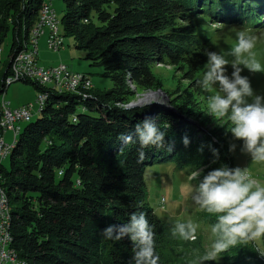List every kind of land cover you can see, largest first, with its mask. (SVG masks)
I'll list each match as a JSON object with an SVG mask.
<instances>
[{"label":"trees","instance_id":"trees-1","mask_svg":"<svg viewBox=\"0 0 264 264\" xmlns=\"http://www.w3.org/2000/svg\"><path fill=\"white\" fill-rule=\"evenodd\" d=\"M62 1L63 35L86 52L92 66L102 68L100 75L111 79L113 86L101 91L87 83L88 89L78 95L21 79L45 92L48 100L38 117L16 134L9 165L3 164L4 159L0 162L16 253L23 264H131L130 240H106L101 233L108 225L125 223L131 213L142 211L154 226L158 264H192L201 248L199 241L174 237L175 222L158 217L147 203L144 167L167 160L189 175L196 169L207 173L220 163L234 166L231 147L222 133L206 128V120L198 119L185 103L173 106L198 126L157 106L121 103L132 97L131 86L153 87L151 68L156 62L179 67L190 87L198 91L197 72L207 63L206 51L214 48L196 33L195 18L203 15L213 23L264 28V0ZM44 2L0 0V52L11 32L0 96L12 83L6 81L12 58L25 49ZM145 119L170 127L164 129V148L145 149L141 159L138 141L125 144L119 137L123 133L136 140L135 125ZM185 136L190 141L187 146ZM169 146L172 151L166 150ZM196 207L203 222H215L214 216ZM260 254L264 252L252 240L220 256L226 264H264Z\"/></svg>","mask_w":264,"mask_h":264},{"label":"clouds","instance_id":"clouds-1","mask_svg":"<svg viewBox=\"0 0 264 264\" xmlns=\"http://www.w3.org/2000/svg\"><path fill=\"white\" fill-rule=\"evenodd\" d=\"M212 27L223 28L225 25L214 22ZM257 41L258 37L251 29L242 28L237 33L236 46L228 53L233 57L232 61L220 52L206 51L207 71L197 83L206 91L218 89L208 97L210 114L220 119L227 117L231 124L228 133L234 140L242 142L243 151L251 159L264 162V95L256 93L249 78L241 74L245 68L260 72L262 66L255 58L245 59L243 67L240 63V57L252 54ZM229 65L231 76L227 74ZM168 127L170 125L162 128L155 119H145L135 125L136 140L123 133L119 139L125 144L138 141L140 147L137 151L142 159L145 149L164 148V129ZM183 143L185 146L190 143L187 136ZM234 149L235 144L230 151ZM166 150L172 151L173 148L169 146ZM214 155L218 153L214 151ZM188 181L192 202L215 217L211 224L214 237L211 249L199 256L194 264H205L240 243L264 237V184L253 180L246 168L223 165L207 173L196 169L190 173ZM171 231L174 237L184 241L197 239V225L192 221H177ZM101 235L112 241L129 239L133 246L131 264H158L154 226L144 212L131 213L125 223L108 225Z\"/></svg>","mask_w":264,"mask_h":264},{"label":"rangeland","instance_id":"rangeland-1","mask_svg":"<svg viewBox=\"0 0 264 264\" xmlns=\"http://www.w3.org/2000/svg\"><path fill=\"white\" fill-rule=\"evenodd\" d=\"M50 1L59 22L60 34L64 37V47L58 52H52L47 48L41 37V40H38V61L44 62L46 59H55L56 56L60 55L62 57L61 60H63V62L67 65H71L75 69L80 67L79 70L87 72L86 74L80 71L72 70L76 73L85 74L89 79L91 78L92 84L90 88L94 86V88L101 91L110 89L113 86V82L111 79L100 75L102 68L100 66H92L89 60L86 59V52L75 48L73 45V39L63 35L61 19L65 9L64 2L62 0ZM262 14L264 17V11ZM263 17L261 18L262 21H264ZM195 21L198 23L196 33L208 39L209 43L213 46L214 51L224 54L229 61L233 60V57L228 55V53L236 46L238 31L242 28L251 29L252 34L258 37V41L256 47L252 50L251 55L246 54L245 56L240 57L241 67L244 66L243 61L245 59L251 60L252 58H255L261 64L262 71L250 72L245 68L241 74L249 78L252 88L256 93L264 95V28L253 29L244 26L239 27L234 24H224L225 27L223 28H213V22L203 15L196 17ZM10 42L11 32L7 34L1 45L0 74L4 69L5 63L9 59L8 55ZM60 61L58 60V62ZM151 69L155 76V84L153 87L149 89L141 86H131V90L133 91L132 97L122 102L121 105L125 107V105L128 106L131 103H137V105H142L139 107L157 106L164 110L159 105L160 102L162 104H167L166 106L170 105L173 108H175L173 106L175 104L185 103L186 105L184 107H186L187 110L191 109L195 112L198 119L206 120L204 124L206 125V128L214 129L217 130V132L222 133L230 147L235 144L234 151H231L235 160L233 167L246 168L253 180L264 184V162L251 159V157L243 151L242 142L234 140L230 133H228L231 128V124L227 117L223 119L215 118L208 110V97L215 94L218 89L212 88L206 91L203 88H199L197 91L191 88L190 85L192 83L190 84L189 81L184 78V75L180 71L179 67L172 64L156 62L152 65ZM206 71L207 64H204L197 72L198 81L202 79V76ZM231 72L232 68L229 65L227 68V74L231 76ZM37 92L38 91L32 84L18 80L13 81L7 86L5 92L0 96V99L3 98L6 102H10V106L12 107L14 105L21 106L26 103H34ZM152 92L156 93V95H151ZM145 95L148 96L145 98ZM141 97L145 98V100ZM142 100L143 102H141ZM156 102H159V104ZM137 105L134 107H137ZM181 114L182 113H180V116L176 117L173 113V116L175 115L174 117L177 119L183 118L184 116ZM37 117L38 110L35 104L32 120H35ZM184 118L187 119L186 121L198 126L197 121H193L188 117ZM24 125V122L20 123L21 128H23ZM7 131L4 138L6 142L10 143L9 145H12V142L15 139L14 135H11L12 132L10 130ZM12 138L14 139L12 140ZM3 164L5 166L9 165V155L4 158ZM223 165L225 164L220 163L216 168ZM188 176L189 174L187 170L176 169L173 161H156L152 164H147L144 167V180L147 193L146 200L153 208L157 216L165 221H192L197 225V239L194 242L199 241L201 248L194 254L195 257H193V261L191 262L194 264V261H196L199 256H202L211 249L214 237L211 233V225L200 219L198 215V208L189 196L191 189ZM193 183H195V181H193ZM254 241L261 249V252H264V237L257 238ZM260 255L264 258L263 254ZM205 264H226V262H224L221 259V256L218 255L214 260L207 261Z\"/></svg>","mask_w":264,"mask_h":264},{"label":"built area","instance_id":"built-area-1","mask_svg":"<svg viewBox=\"0 0 264 264\" xmlns=\"http://www.w3.org/2000/svg\"><path fill=\"white\" fill-rule=\"evenodd\" d=\"M46 34V46L52 52H58L62 49L59 43H56V31L54 28V14L52 12V4L41 3V12L37 15L34 23V28L29 36L28 47L25 50H18L11 63V71L7 77V82L15 81V77L26 76V79L32 80L37 84L45 87L49 82H55V72L57 69H65V77L63 79V87H60V92H73V80L75 75H72V70L64 62L54 64L53 76H43V66L38 63V40ZM91 83V78L87 81ZM43 91H38L34 103H26L21 106L12 107L4 99L1 100L0 110V158L8 144L3 136L7 130H10L13 135L17 131L21 122L26 121L30 114H34L35 104L37 110L39 108V99ZM74 93V92H73ZM81 95L80 93H77ZM1 178V174H0ZM1 187V182H0ZM6 235L3 221V206L0 200V264L10 263V250H6Z\"/></svg>","mask_w":264,"mask_h":264},{"label":"bare ground","instance_id":"bare-ground-1","mask_svg":"<svg viewBox=\"0 0 264 264\" xmlns=\"http://www.w3.org/2000/svg\"><path fill=\"white\" fill-rule=\"evenodd\" d=\"M44 3H49V0H45ZM52 12L54 14V28H55V31H56V43H59L62 46V48H63L64 47V37L60 34L59 22L57 20L55 12L53 11V7H52ZM27 47H28V42H27V45H26L25 49ZM53 72H54V66L50 67V68H44V66H43V76H53ZM72 75H75V78L73 80V92L77 93L78 91H81L82 89L85 92L86 88L88 87L87 81L89 80V78L85 74L76 73L74 71H72ZM64 77H65V69H57V71L55 72V82H49V83H47V86H52L58 92H60V87H63V79H64ZM22 78L26 79V76L15 77V81L16 80H21ZM90 84H92V81H91ZM148 95H150V94H148ZM148 95H145V98ZM151 95H156V93L152 92ZM46 98H47V94L43 93L41 98L39 99V108L44 104ZM141 98H139V99H141ZM145 98H142V99L145 100ZM47 100H48V98H47ZM143 100L141 102H143ZM39 108H38V111H39ZM32 116H33V114H30L29 118L26 121H23V122L24 123L29 122L32 119ZM20 128L21 127L19 125L17 131L14 133V138L16 137V134L19 132ZM11 147H12V145L8 144L7 148H5L4 152L1 155L0 162L9 154L10 150L12 151ZM0 200H1L2 206H3V221H4V228H5V235H6V239H7V241H6V250H10V254H11L10 255V263H12V264H23L22 260H20L19 256L16 253V250H15V248L13 246V241L14 240H13V237H12V235L10 233V231H11L10 230V226H11L10 225V219H11V217H10L11 216L10 215L11 214L10 213V206L8 204V200H7V198H6L5 194H4V190L2 189V186L0 187Z\"/></svg>","mask_w":264,"mask_h":264},{"label":"crops","instance_id":"crops-1","mask_svg":"<svg viewBox=\"0 0 264 264\" xmlns=\"http://www.w3.org/2000/svg\"><path fill=\"white\" fill-rule=\"evenodd\" d=\"M42 37V38H41ZM40 38L41 39H43V42L45 43V45H46V34H44V35H42ZM39 38V41L41 40ZM38 41V42H39ZM61 56L59 55V56H56V58L55 59H44L45 61L44 62H39L38 61V63L40 64V65H44V67L45 68H48V67H53L54 66V64L55 63H58V60L60 61L61 60ZM60 62H63V60H61ZM65 63V62H64ZM53 64V65H52ZM68 67L71 69V70H74V71H80V72H82V73H86L85 71H83V70H79L80 69V67L78 68V69H75L74 67H72L71 65L69 66L68 65ZM87 74V73H86ZM9 104H10V102H9ZM16 106H20V105H14L13 107H16ZM8 132V131H7ZM5 134H6V132L5 133H3V136L5 137ZM12 135V134H11ZM12 137V136H11Z\"/></svg>","mask_w":264,"mask_h":264},{"label":"water","instance_id":"water-1","mask_svg":"<svg viewBox=\"0 0 264 264\" xmlns=\"http://www.w3.org/2000/svg\"><path fill=\"white\" fill-rule=\"evenodd\" d=\"M156 103H158L159 104V102H156ZM137 105V103H131V104H129L127 107H134V106H136ZM164 110H167L170 114H172L173 115V113L176 115V117H178V116H180V113H178L177 112V110L175 109V108H173L172 106H170L169 104V106H166L167 104H162L161 102H160V104H159ZM167 108H166V107ZM174 115V116H175Z\"/></svg>","mask_w":264,"mask_h":264}]
</instances>
